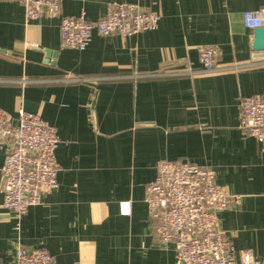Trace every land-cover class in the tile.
<instances>
[{"label": "crops", "instance_id": "obj_1", "mask_svg": "<svg viewBox=\"0 0 264 264\" xmlns=\"http://www.w3.org/2000/svg\"><path fill=\"white\" fill-rule=\"evenodd\" d=\"M111 1L158 13L157 28L94 32L84 50L61 46V17L96 20ZM259 8L264 0H63L57 16L26 20L21 2L0 0V109L13 122L19 109L39 113L59 139L58 187L18 229L3 206L0 144V264H12L18 245L46 248L54 264H174V245L157 237L145 201L164 159L212 169L240 196L218 226L237 256L264 260V141L239 128L240 99L264 95V50H253L243 22ZM202 45L218 47L213 71L199 62Z\"/></svg>", "mask_w": 264, "mask_h": 264}, {"label": "built area", "instance_id": "obj_2", "mask_svg": "<svg viewBox=\"0 0 264 264\" xmlns=\"http://www.w3.org/2000/svg\"><path fill=\"white\" fill-rule=\"evenodd\" d=\"M18 1L24 8L26 20H36L43 13L57 16L63 0ZM159 19L156 12L141 10L127 2L111 1L96 20L87 19L84 12L61 17V46L84 50L94 32L127 37L156 29ZM243 22L252 30L264 27V8L243 12ZM218 55L216 46H199L198 59L204 72L216 69ZM193 72L189 67L186 73ZM142 75L148 74L133 72L134 78ZM64 78L69 82L90 81L83 76ZM239 128L257 141H264V95L253 94L240 99ZM1 143L7 145L1 168L3 206L12 212L18 229L29 207L37 205L43 193L58 187L56 149L59 139L55 126L39 113L19 109L17 121L13 122L0 109ZM145 201L149 222L157 237L174 245V264H264V260L248 251L237 256L219 228L218 214L231 203L238 204L240 196H233L220 186L212 169L184 159L161 160L154 180L146 186ZM122 208L128 212V204H122ZM12 264H54V258L46 248L27 249L18 245Z\"/></svg>", "mask_w": 264, "mask_h": 264}, {"label": "water", "instance_id": "obj_3", "mask_svg": "<svg viewBox=\"0 0 264 264\" xmlns=\"http://www.w3.org/2000/svg\"><path fill=\"white\" fill-rule=\"evenodd\" d=\"M252 48L256 51L264 50V27H259L254 29V39L252 42ZM49 54V52L47 53ZM52 56H55V53H51Z\"/></svg>", "mask_w": 264, "mask_h": 264}]
</instances>
